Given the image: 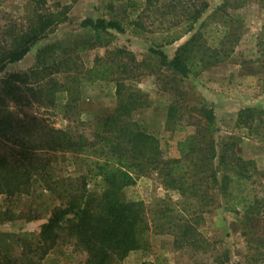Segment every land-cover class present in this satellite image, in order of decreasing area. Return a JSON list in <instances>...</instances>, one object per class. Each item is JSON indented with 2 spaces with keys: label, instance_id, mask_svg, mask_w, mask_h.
Wrapping results in <instances>:
<instances>
[{
  "label": "trees",
  "instance_id": "obj_1",
  "mask_svg": "<svg viewBox=\"0 0 264 264\" xmlns=\"http://www.w3.org/2000/svg\"><path fill=\"white\" fill-rule=\"evenodd\" d=\"M243 2L223 0L201 18L207 8L205 0H108V11L114 14L116 7L121 6L118 8L120 13L109 18L84 17L79 20L78 27L91 30L93 40L90 44L94 45L106 41L103 35L107 30L138 36L143 28V17L171 15L172 23L165 25L159 40L147 50L160 69L185 78L230 57L240 29L235 24L238 18L233 15V10ZM62 14L46 15L36 29L4 53L3 60L10 63L20 60L34 41L48 33L50 22H63ZM198 19L200 21L194 27ZM187 33H190L188 38L167 57L161 48ZM86 44L80 43L78 49H84ZM75 47L47 44L37 53L34 65L27 72L8 74L5 86L9 89L10 85L26 84L30 74L39 76V72H43L40 79L50 73H64V77L69 78V52ZM125 52L126 59L131 61L130 52ZM242 63H249L252 68L264 72V25L254 37V57L243 59ZM110 64L92 65L86 69L85 75L107 80L114 75ZM125 67V62L117 64L118 71L119 68L124 71ZM113 79L117 82L116 104L109 114L85 122L76 120L71 134L66 130L41 126L36 143L27 139L17 141L22 148L20 154L24 163L16 164V160L11 163L0 155V192L21 191L28 186L31 176L37 175L58 201L48 211L46 220L35 235L17 238L19 253L16 256L0 252V264H42V259L65 238L84 253V264H114L129 251L141 248L146 242V232L150 230L170 234L175 247L199 248L204 252L209 244L196 225L216 197L225 211L239 213L242 220L263 221L264 200L251 196L248 189L257 171L251 160L243 159L235 151L237 139L234 135L215 143L213 133L217 128L209 104L199 103L187 108L198 116L195 128L176 142L177 156H170L159 147L154 135L144 131L131 118L135 106L142 102L141 94L123 91V83L115 77ZM54 86L65 93L62 107L73 108L76 100L66 80L62 83L45 82L40 87L50 96ZM261 88L264 91V77L261 78ZM2 101L0 99V106ZM68 109L64 110L65 114H69ZM173 110L174 104L171 103L166 110V123L172 124ZM263 113L243 107L236 114L235 127L248 128L254 117L260 118ZM10 127L9 120L0 114V135L6 138ZM9 137L12 139L11 135ZM34 150L39 151L37 157ZM55 152H68V161L77 173L54 177L50 170L52 153ZM88 175L100 178L99 190L86 188ZM140 176L151 177L166 193L176 194L173 199L165 193L167 199L161 198L163 205L159 211H153L155 217L151 214L150 218L141 202L127 201L123 197L122 189ZM215 263L233 264L229 262L224 247L217 248Z\"/></svg>",
  "mask_w": 264,
  "mask_h": 264
},
{
  "label": "rangeland",
  "instance_id": "obj_2",
  "mask_svg": "<svg viewBox=\"0 0 264 264\" xmlns=\"http://www.w3.org/2000/svg\"><path fill=\"white\" fill-rule=\"evenodd\" d=\"M107 1L0 0V99H3L0 114L11 123L8 136L5 138L0 135V155L11 163L15 160L16 164L24 163L20 154L22 148L17 145V141L27 139L36 143L41 126L66 130L71 134L76 120L85 122L109 114L116 104L115 77L123 83V91L141 94L142 102L135 106L131 118L144 131L154 135L159 147L170 156H177L176 142L195 128L198 116L187 111V108L199 103L209 104L217 128L213 133L215 143H220L229 135L235 136V151L243 159L251 160L257 171L252 176L253 182L248 185L250 194L264 200V113L260 118L255 116L248 128L235 127L239 109L251 107L264 111V91L261 88L264 72L252 68L249 63H242L243 59L254 57V37L264 25V2L244 0L239 8L233 10V15L238 18L235 24L240 27L239 39L225 62L182 78L160 69L156 59L147 50L154 45V41L159 40L165 25L172 23L171 15L158 18L151 14L149 18L143 17V28L138 36L107 30L103 35L105 42L90 44L93 40L91 30L79 28L78 22L84 17L109 18L120 13L118 8L121 6L116 7L114 14L109 12ZM166 1L169 0H159ZM205 1L207 8L201 18L223 0ZM58 12L63 13V22H50L48 33L34 41L20 60L12 63L3 60L4 53L12 50L36 29L46 15ZM189 35L187 33L161 49L170 57ZM84 42L87 43L86 47L78 49L79 44ZM51 43L76 46L69 52V78L64 77V73H50L40 79L43 72H39V76L30 74L26 84L10 85L8 89L5 77L11 73L27 72L34 65L37 53ZM125 51L130 52L131 61L126 59ZM119 62H125L124 71L120 68L118 71ZM103 63L105 66L112 63L110 69L114 75L111 78L98 80L85 75L90 66H101ZM65 80L76 100L75 106L70 109L62 107L66 97L60 87L54 86L55 90H51L54 92L50 96L40 87L45 82L62 83ZM171 103L174 104L172 124L166 123L165 119L167 107ZM65 109L69 110V114L64 113ZM34 153L37 157L39 151L34 150ZM52 154L50 171L54 177L77 173L68 161V152ZM86 182L88 190H99L98 176L88 175ZM122 193L127 201L141 202L144 211L150 213V218L155 217L153 211L161 209V198L167 199L166 194H170L175 199L176 195L166 193L155 179L147 176L136 178L122 189ZM57 204L58 201L37 175L31 176L28 186L21 191L0 192V252L16 256L19 253L17 238L35 235L40 224L46 220L48 211ZM196 228L209 244L204 252L199 248L175 247L170 234L152 233L150 230L146 232V242L141 248L129 251L120 262L114 264H216L218 247L226 249L230 263L264 264V219L242 220L239 213L225 211L216 197L198 219ZM84 259V253L65 238L42 259V264H84Z\"/></svg>",
  "mask_w": 264,
  "mask_h": 264
}]
</instances>
